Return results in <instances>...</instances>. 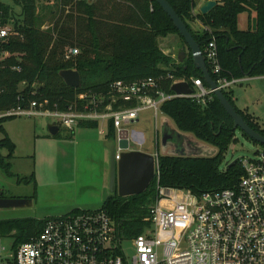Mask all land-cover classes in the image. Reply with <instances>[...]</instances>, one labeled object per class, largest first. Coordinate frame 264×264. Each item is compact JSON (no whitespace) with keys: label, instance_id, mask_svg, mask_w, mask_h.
<instances>
[{"label":"trees","instance_id":"1","mask_svg":"<svg viewBox=\"0 0 264 264\" xmlns=\"http://www.w3.org/2000/svg\"><path fill=\"white\" fill-rule=\"evenodd\" d=\"M168 1L203 51L215 39L222 77L264 76V0H219L207 14L194 12V0ZM14 3L21 8L16 16L17 23H22L19 28L22 37L10 41L6 49L12 56L0 62V111L19 103L27 104L32 99L48 100L50 108L66 110L82 94L107 91L116 80L133 82L149 76L162 77L167 93H173L171 86L175 79L186 78L192 84L191 78H200L208 86L201 70L194 65L191 51L184 63H176L172 55L162 50L160 40L180 32L155 0H57L54 6L45 7L40 13L37 0H14ZM245 12L250 17L247 27L242 29L239 16ZM199 22L202 26L195 29L193 25ZM70 48L78 49V54L68 59ZM71 68L81 75L79 87L66 84L60 76L61 70ZM212 76L218 79L213 73ZM224 93L247 123L264 136V127L258 119L236 105L233 91L225 89ZM19 96L26 102L19 101ZM161 110L180 131L213 144L218 153L214 156L159 154L160 187L186 189L200 195L239 183L245 173L240 160L229 162L224 170L220 168L228 147L238 140V130L247 139L260 143L235 127L234 120L214 94L206 105L188 97H175L166 100ZM8 119L3 118L0 123ZM98 125L86 121L78 127ZM59 128L54 138L74 137L75 129L62 134V127ZM108 128V136L113 137V122ZM0 129L4 132L0 148L8 150L7 154L0 150V168L13 175L16 145L2 124ZM34 180V174L19 177V181ZM157 186L155 178L143 193L126 197L115 193L105 199L102 209L114 219L120 240L141 234L144 225L151 226L150 205L158 198ZM47 219L0 220V235L17 229L15 245H20L36 235Z\"/></svg>","mask_w":264,"mask_h":264},{"label":"built area","instance_id":"2","mask_svg":"<svg viewBox=\"0 0 264 264\" xmlns=\"http://www.w3.org/2000/svg\"><path fill=\"white\" fill-rule=\"evenodd\" d=\"M14 5V0H0V62L12 56L6 49L10 41L22 37V23H17ZM204 53L223 91L240 81L221 76L215 39ZM76 54L78 49L70 48L66 57ZM161 80L153 76L133 82L116 80L107 91L82 94L66 110L50 108L48 100L32 99L0 111V121L20 116L46 117L69 130L86 121L99 125L113 122L116 130H127L143 111H153L157 125L166 100L188 97L206 105L213 94L200 78H191L193 92L184 95L167 93ZM179 81L190 82L182 78L173 83ZM18 99L26 102L23 97ZM158 133L156 130L157 149ZM120 151L116 153L117 160ZM159 154H153L158 182V198L150 205L153 227L131 239L135 249L132 255L119 239L114 219L101 208L48 218L36 235L15 246L12 253L3 255L0 247V264H264V151L239 159L245 173L235 187L200 195L160 187ZM3 194L0 192V196Z\"/></svg>","mask_w":264,"mask_h":264},{"label":"rangeland","instance_id":"3","mask_svg":"<svg viewBox=\"0 0 264 264\" xmlns=\"http://www.w3.org/2000/svg\"><path fill=\"white\" fill-rule=\"evenodd\" d=\"M57 0H37L38 12L40 13L45 7L54 6ZM204 0H194V12L200 10V5ZM16 12L19 14L21 8L15 6ZM43 11V10H42ZM248 13L240 15V27H247ZM254 16L252 15V21ZM201 23V22H199ZM246 24V25H245ZM202 25V24H201ZM174 40H180L178 43ZM162 47H170L178 49L183 46V39L179 34H170L160 40ZM179 45V47L174 46ZM186 46V45H185ZM187 54H189L186 46ZM176 58V50H174ZM173 54V55H174ZM174 58V59H175ZM187 59V58H186ZM175 62L177 63L176 59ZM235 103L239 108L247 109L252 115L254 114L261 125L264 126V79L258 76L245 79V81L233 86ZM141 121L134 124L130 129L135 128L140 131L144 137V143L133 146L144 152L155 154L170 155H187V156H214L218 153V148L204 140L198 139L192 133L180 131L174 121L166 116L162 111L158 113V122L153 111H143L140 113ZM164 120L167 124L163 126ZM51 120L46 117L33 118L28 116H20L10 118L2 123L6 133L16 144L14 157L12 158L13 175H8L4 169L0 168V190L7 195L15 197H32L34 200L29 206L23 207H0V220L21 219V218H37L45 219L52 217H60L71 213L75 208L80 210L95 211L102 208L107 195L102 196L94 191H85L80 187V182L74 177L72 163L62 164L65 157L62 153H55V162L50 163V152L55 150H63L68 148L59 147L60 140L41 139L50 133L49 125ZM105 125L100 124L98 127L82 129L92 135H97L99 129ZM156 130H159V144L156 146ZM81 130H77L76 137ZM65 128H62V134H65ZM168 136L166 143L164 138ZM4 137V132L0 129V139ZM238 140L228 147L221 170L226 169L229 162H233L242 158L254 157L258 151H264V145L256 144L242 135L240 130L237 131ZM52 141V142H49ZM52 143V145L50 144ZM55 143V144H53ZM64 145V144H63ZM183 149H185L183 151ZM3 154H7V149L0 148ZM97 156L94 154L89 156V166L92 172L96 169ZM35 172V180L32 182L19 181V177L25 178ZM83 171L80 167L77 176L82 175ZM89 174V173H88ZM74 178V180H73ZM69 181H65V180ZM77 182V183H74ZM157 190V188H156ZM186 190V189H185ZM112 193V192H111ZM167 194V191L165 192ZM115 194V193H112ZM160 195V194H159ZM76 210V209H75ZM153 226L144 225L142 233L149 232V228ZM14 229L10 234L0 235V247L2 254L12 253L15 245ZM131 239H123L124 248L130 255L135 252Z\"/></svg>","mask_w":264,"mask_h":264},{"label":"water","instance_id":"4","mask_svg":"<svg viewBox=\"0 0 264 264\" xmlns=\"http://www.w3.org/2000/svg\"><path fill=\"white\" fill-rule=\"evenodd\" d=\"M178 28L180 35L185 40V45L191 51L194 65L200 69L205 82L211 89L212 93L219 99L226 111L234 120L236 128H240L244 133L250 136L251 139L264 145V136L254 130L244 119V117L236 110L231 101L226 97L224 91L218 86V83L213 78L207 64L206 56L202 50L201 44L194 38L187 24L177 13L175 8L168 0H155ZM219 0H205L200 5V13H209ZM180 46L176 50V57L180 63H184L188 54L186 46ZM60 76L66 84L79 87L82 84L80 73L76 69H64L60 71ZM171 89L178 95L191 94L193 88L187 81H179L172 84ZM49 130L52 135L58 134L60 128L55 123L49 125ZM164 138V143L167 141ZM105 146L110 151V176L109 189L112 193H118L122 197L137 195L143 193L151 184L155 177V157L154 155L141 151L130 149V141L124 137L119 141L117 148L115 139L105 141ZM117 150L120 151V159H116ZM32 198L28 197H3L0 196V207H23L32 204Z\"/></svg>","mask_w":264,"mask_h":264},{"label":"crops","instance_id":"5","mask_svg":"<svg viewBox=\"0 0 264 264\" xmlns=\"http://www.w3.org/2000/svg\"><path fill=\"white\" fill-rule=\"evenodd\" d=\"M90 1H92V0H90ZM248 16L250 17L249 13H248ZM248 21H249V18L247 17V23H246L247 25H248ZM239 23H240V16H239ZM201 26H202L201 23L193 25V27L195 29H197V28H199ZM179 41L180 40H174V42H177V43ZM183 43H184V41H183ZM184 45H185V43H184ZM160 46H161V48H162V50L164 51L165 54L172 55V57L175 56L174 51H173V49L175 50V48L172 49L169 46L164 48V47H162V44H160ZM174 46H176V44ZM188 51H189V49H188ZM173 58H175V57H173ZM175 59H176L177 63H180L178 61L177 57ZM258 77H261V78L264 79V76H258ZM249 78H251V77L240 78V81L237 82L236 84L241 83V82L245 81V79H249ZM236 84H234V85H236ZM233 86L230 88L232 91H233ZM233 96H234V94H233ZM234 98H235V96H234ZM241 109L244 110L245 108H241ZM245 110H247V109H245ZM253 116H255V115L253 114ZM140 121H141V118L139 117V120L137 122H135L134 124H137ZM167 122H168L167 120H164L163 126L165 124H167ZM134 124H132L130 127H132ZM103 125H105V127L102 126L101 128L104 129V131L102 132L99 129L97 135H92L91 133H89L87 131H82V129H89V128L81 126V127L75 128V130L73 132L74 137L72 139H69V138H54L53 137L54 135H52L51 133H49V134L52 135V136H49V134H48V135H45L44 137H41V139L60 140L58 142H62L63 141V143H59L60 144L59 147L65 146V147H68V148H64L63 147L65 153H63V150H61V148H59V150H55L54 152H50L49 153L50 163H54L55 162V159H54L55 153H62V156L65 157L64 159H61L62 160V164L63 165H67V164H70V162L72 163L73 170L75 171L74 177H77L76 181L80 182V187L79 188H81V189H83L85 191H94L96 193L101 194L102 196H104V194H106L107 197H108V196H110L112 194L110 189H109L110 151L105 146V141L108 140V139H112V138L115 139L116 145H117V148H118L119 141L122 138L126 137L130 141V149L139 150L138 148H135L133 146H137V145L143 144L144 143V137H143V134L140 131L136 130L135 128H133V129L131 128L130 129V127L127 130L126 129L125 130H116L115 129L114 136L113 137H109L108 136V129H109L108 126L109 125H107L106 123H103ZM65 130H66L65 133H70L69 129L65 128ZM77 130H81V131H79L78 136L76 137ZM166 137L168 138V136H166ZM49 142H52V141H49ZM50 144L52 145V143H50ZM53 144H55V143H53ZM184 150L185 149H183V151ZM93 154L95 156H97V163L94 166L96 169L94 170V172H92V168L89 166V156H92ZM80 167L82 168L83 173H82V175L77 176ZM32 174L35 175V172L33 171ZM154 179H155V177H154ZM73 180H74V178H73ZM65 181H69V180L67 179ZM74 183H77V182L74 181ZM25 197H28V196H25ZM28 198H32V200H34L33 196L32 197H28ZM75 209L77 210L78 208H75Z\"/></svg>","mask_w":264,"mask_h":264},{"label":"flooded vegetation","instance_id":"6","mask_svg":"<svg viewBox=\"0 0 264 264\" xmlns=\"http://www.w3.org/2000/svg\"><path fill=\"white\" fill-rule=\"evenodd\" d=\"M3 197H15L14 195H7V194H4Z\"/></svg>","mask_w":264,"mask_h":264}]
</instances>
